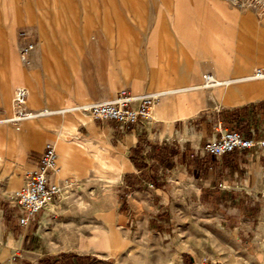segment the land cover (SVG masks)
<instances>
[{"label": "crops", "instance_id": "1", "mask_svg": "<svg viewBox=\"0 0 264 264\" xmlns=\"http://www.w3.org/2000/svg\"><path fill=\"white\" fill-rule=\"evenodd\" d=\"M261 67L264 0H0V264H264L263 152L204 150L224 130L264 138ZM208 72L223 83L200 87ZM19 86L46 113L13 124ZM121 90L161 93L153 119L83 109ZM47 143L69 191L22 225L15 193Z\"/></svg>", "mask_w": 264, "mask_h": 264}, {"label": "built area", "instance_id": "2", "mask_svg": "<svg viewBox=\"0 0 264 264\" xmlns=\"http://www.w3.org/2000/svg\"><path fill=\"white\" fill-rule=\"evenodd\" d=\"M25 33H22L24 35ZM34 48L33 43L23 47L22 53L27 56ZM250 79H264V67L258 68ZM223 82L214 74L205 73L200 87L212 88ZM29 90L19 86L14 96V112L6 119L7 122L17 124L23 120L46 113L45 110L35 112L28 108ZM161 93L133 94L128 90H121L113 99L95 102L83 106V109L96 120H111L122 125L130 126L141 120L153 119L154 106L160 102ZM254 147H264V140L249 138L237 131H221L219 138L206 142L204 150L212 156H223L235 150H250ZM58 154L53 144L47 143L36 170L31 172L24 186L16 191L15 196L25 216L20 219L26 225L30 218L35 217L42 209L55 199L60 198L69 191V186L49 182V173L56 169ZM198 264H230L210 258L201 260Z\"/></svg>", "mask_w": 264, "mask_h": 264}, {"label": "rangeland", "instance_id": "3", "mask_svg": "<svg viewBox=\"0 0 264 264\" xmlns=\"http://www.w3.org/2000/svg\"><path fill=\"white\" fill-rule=\"evenodd\" d=\"M14 96H15V94H14ZM13 112H14V107H13L12 114H13ZM255 133L256 132H253V134H255ZM249 138H254L255 140H264V138L257 139L255 136L249 137ZM250 150H259V151L263 152V154H264V147H254V148H252ZM242 151H244V150H242ZM191 215L193 216L192 219L196 223L201 222L200 225H203V219L201 217L198 218V216H196V212H191ZM172 229H175V228H172ZM208 231L211 232V230H209V229H208ZM214 234L212 235V234L208 233L207 235L205 234L204 236H202L203 238H206L207 237V239L209 240V243L203 245V247H204L203 249L206 250V251H209V252H214L215 254H219L220 253L219 252V248L215 247V245H213V243L211 242L214 239V237H217V236H214ZM183 236H185V235L183 234ZM206 258H210V259L217 260V261H223V262H227V263H230V264H236V262H240L238 260H235L233 263H231V262H228V261H226L224 259H221L219 257H210V256H207V255H205L202 259L198 260L197 262L199 263L201 260L206 259ZM59 260L62 261L61 258ZM57 261H58L57 259L53 258L54 264H63V263L64 264H80L77 261H73L74 263H72V261H67V260L66 261L64 260L65 262L62 261L63 263L62 262H57ZM126 261L127 260H124V259H113L112 262H110L109 260H107L106 262H107V264H129V262L127 263ZM185 261L187 262V264H192V262L189 261V259H185ZM88 262L89 263L92 262V259H90ZM97 264H105V263L101 262V263H97ZM157 264H163V261L162 260H159L157 262Z\"/></svg>", "mask_w": 264, "mask_h": 264}, {"label": "trees", "instance_id": "4", "mask_svg": "<svg viewBox=\"0 0 264 264\" xmlns=\"http://www.w3.org/2000/svg\"><path fill=\"white\" fill-rule=\"evenodd\" d=\"M261 105H264V103H261ZM246 110H248V106L247 107H244L242 109V111H246ZM241 126H244V124L241 123ZM263 161H264V159H263ZM53 258L54 257H52V256H47V257L41 259L38 264H54ZM61 259H62L63 262H65L66 260L67 261H72V263H74L73 261H77L80 264H93V262H94V259H92V262H90V263L88 262L90 260V257H87V256H77V255H71V254L62 255ZM62 261L61 260H58L57 262H62Z\"/></svg>", "mask_w": 264, "mask_h": 264}]
</instances>
